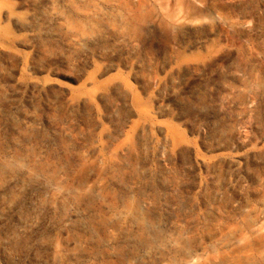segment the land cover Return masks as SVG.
Masks as SVG:
<instances>
[{
  "label": "rangeland",
  "instance_id": "rangeland-1",
  "mask_svg": "<svg viewBox=\"0 0 264 264\" xmlns=\"http://www.w3.org/2000/svg\"><path fill=\"white\" fill-rule=\"evenodd\" d=\"M146 1L155 21L137 39L105 34L84 46L54 30L42 6L15 0L19 22L0 19L4 150L13 155L15 126L31 115L33 127L22 124L35 136L30 148L40 145L64 166L55 129L70 123L81 137L72 141L67 184L118 190L110 159L123 148L138 187L151 188V222L162 242L177 223L193 264H262L264 93L247 115L227 88L236 87L234 67L253 70L264 87V0H183L197 7L192 26H170L175 0ZM171 183L178 202L166 199ZM9 190L16 199L10 207L0 201V264H102L114 249L131 256L127 264H183L180 249L141 258L137 232L124 234L139 189L122 195L109 235L87 240L80 252L70 244L67 211L48 206L44 188L22 181Z\"/></svg>",
  "mask_w": 264,
  "mask_h": 264
},
{
  "label": "bare ground",
  "instance_id": "bare-ground-1",
  "mask_svg": "<svg viewBox=\"0 0 264 264\" xmlns=\"http://www.w3.org/2000/svg\"><path fill=\"white\" fill-rule=\"evenodd\" d=\"M31 1L34 8L36 6L44 8L45 12L42 14L54 30L61 32L69 43L76 45H82L87 41H100L105 34H111L115 39H137L138 31L151 27V23L155 21V17L152 19L151 9L146 0ZM175 3L178 12L167 15L169 22H171L170 26L195 25L199 17L195 15L197 9L195 4L183 0H175ZM15 5V0H0V19L6 22H19L20 18L14 13ZM245 18L252 20L251 16ZM252 71L244 67H234L230 76L236 83V87L227 88V94L230 98H242V104L247 115L253 113L251 109L257 102L258 95L261 96L264 93V87L258 81V76L251 73ZM5 100L6 91L0 87V201L2 207H10L16 199L15 193L10 194L12 192L9 190L10 184L13 187L17 183L28 181L44 188L43 197L47 199V205L53 209L60 208L62 212L67 211L66 216L68 215V217L63 220L68 228L67 231L73 236L70 244L72 248L80 252L83 245L88 244L87 240L97 243L96 236L101 234L105 238L109 235L110 228L119 220L118 212L120 213L124 201L122 195H128V193H133L139 189L132 220L125 227L124 234L129 235V233L137 232V247H141V258H149L151 254L147 255L146 252L151 251V249L155 255H161L168 249H180V252L183 251L181 262L193 264L194 258L188 252L190 243L188 233L179 224H174V232L169 239L164 242L159 239L160 231L157 227L153 228L156 226L154 224L156 222L155 220L151 222V209L156 204L154 199L151 200V195L147 193L151 188H147L145 191V188L141 190L138 187L130 161L131 157L125 153V149L121 148L110 159L111 181L118 190L104 187L101 182L92 183L85 189L82 184L79 186H74L73 182L67 184L69 178L66 172L67 159L71 154L72 141L81 137L80 133H75L70 123L64 124V122L63 125L57 126V130L55 129L59 153L64 157L63 166L52 155L46 154L40 145L36 144V149L30 148L35 136L31 129L25 130L23 125L26 123L29 124V127H33L35 122L31 115L25 114L22 117L23 122L17 127L15 126V134L10 139L9 149L13 155L6 153L4 143H2L6 133L4 128H1L7 116L4 111ZM84 106L78 107L83 108ZM168 189L166 196L168 202H178L176 184H168ZM216 225L217 223H214V226ZM105 258L106 261L102 264H127L131 260L128 253L119 249L107 252ZM137 260L138 258H135V261ZM130 264L133 263L130 262ZM222 264L226 263L223 262Z\"/></svg>",
  "mask_w": 264,
  "mask_h": 264
}]
</instances>
